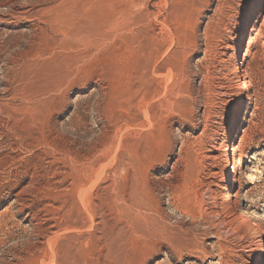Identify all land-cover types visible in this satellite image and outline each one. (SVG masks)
I'll use <instances>...</instances> for the list:
<instances>
[{
  "label": "rangeland",
  "instance_id": "obj_1",
  "mask_svg": "<svg viewBox=\"0 0 264 264\" xmlns=\"http://www.w3.org/2000/svg\"><path fill=\"white\" fill-rule=\"evenodd\" d=\"M261 253L264 0H0V264Z\"/></svg>",
  "mask_w": 264,
  "mask_h": 264
},
{
  "label": "bare ground",
  "instance_id": "obj_2",
  "mask_svg": "<svg viewBox=\"0 0 264 264\" xmlns=\"http://www.w3.org/2000/svg\"><path fill=\"white\" fill-rule=\"evenodd\" d=\"M111 10H112L113 14H115V13L124 12L125 8L122 5H119V6L118 5H113L111 7ZM246 30H247V24H244L243 27L240 29V32L238 34L237 42H236V45H235V54H236V58L237 59L241 55V46L243 44V38H244V35L246 33ZM227 82L229 84L235 85L236 89L239 90V91H241L243 88H245V84L243 82V79L241 78V70H240L239 64H235L233 66V68L230 70V73H229V75L227 77ZM241 108H242V104H238V105L234 106L232 111H231V119L229 118L230 121H231V127L229 128L228 132L226 133V136H225L226 139L231 137V134L234 131L236 125H237L238 114L240 113ZM232 149H233L232 152L235 153L236 152L235 146ZM237 180H238V178H237V174L236 173H234L233 179L232 178H230V179L227 178V180L225 182V184H226V188H225L226 193L222 197V201L224 203H227V204L231 203V201H232L231 196L232 195L229 193V189H233V187H235V185L237 183ZM241 217H242V220H243V222L245 224H250L251 215H250V213L248 211H246L244 209H241ZM258 232H259V230L257 228H253V233L255 235ZM256 264H264V253H261V255L259 257V260H258V262Z\"/></svg>",
  "mask_w": 264,
  "mask_h": 264
}]
</instances>
